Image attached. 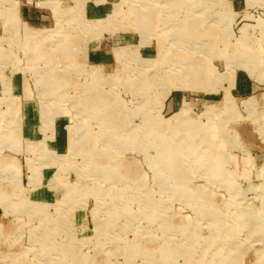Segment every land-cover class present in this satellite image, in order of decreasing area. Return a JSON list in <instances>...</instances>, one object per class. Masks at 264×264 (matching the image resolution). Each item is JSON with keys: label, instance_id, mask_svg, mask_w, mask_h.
Wrapping results in <instances>:
<instances>
[{"label": "rangeland", "instance_id": "rangeland-1", "mask_svg": "<svg viewBox=\"0 0 264 264\" xmlns=\"http://www.w3.org/2000/svg\"><path fill=\"white\" fill-rule=\"evenodd\" d=\"M263 254L264 0H0V264Z\"/></svg>", "mask_w": 264, "mask_h": 264}, {"label": "crops", "instance_id": "crops-1", "mask_svg": "<svg viewBox=\"0 0 264 264\" xmlns=\"http://www.w3.org/2000/svg\"><path fill=\"white\" fill-rule=\"evenodd\" d=\"M106 13H108V11L106 12ZM157 48H156V53H157ZM99 65V64H98ZM178 101H179V97H178V95L177 94H175V96L174 95H172L169 99H168V101L166 102V104H167V106H168V108H171V109H174V108H176V106H177V104H178ZM183 105V104H182ZM182 107V106H181ZM181 107H180V109H181ZM27 109V111H26V115H27V117L30 119L31 118V116H32V114H34V111H33V108L30 106L29 107V105H28V108H26ZM175 113H177V112H175ZM26 118V117H25ZM22 121H23V117H22ZM27 124H28V122H27ZM42 125H43V127L42 128H44V123H42ZM30 126V125H29ZM53 126H54V123H53ZM31 127L29 128V130L28 131H26L25 133H26V136H24V138L26 139V141H30V140H32L31 138H30V136H31ZM54 130V129H53ZM51 131V134H52V132H53V134H54V131ZM23 135V134H22ZM60 136H62V133L60 132L59 133V137ZM24 139V140H25ZM39 181V180H38ZM38 181L37 182H34V181H32V183L34 184V187L33 188H30V191H32L33 189H35V187L37 186V184H38ZM41 182V181H40ZM37 183V184H36ZM39 185V184H38ZM40 202H42V201H40Z\"/></svg>", "mask_w": 264, "mask_h": 264}, {"label": "bare ground", "instance_id": "bare-ground-1", "mask_svg": "<svg viewBox=\"0 0 264 264\" xmlns=\"http://www.w3.org/2000/svg\"><path fill=\"white\" fill-rule=\"evenodd\" d=\"M102 120V119H101ZM172 167V166H171ZM219 216V215H218ZM263 256H264V254H263Z\"/></svg>", "mask_w": 264, "mask_h": 264}]
</instances>
